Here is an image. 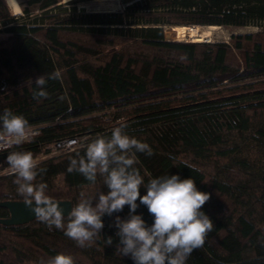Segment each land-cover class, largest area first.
<instances>
[{"label": "trees", "instance_id": "obj_1", "mask_svg": "<svg viewBox=\"0 0 264 264\" xmlns=\"http://www.w3.org/2000/svg\"><path fill=\"white\" fill-rule=\"evenodd\" d=\"M61 1L20 0L27 15L43 10L26 20L0 0V114L8 108L23 115L35 133L19 148L0 152V200H23L9 173L8 151L38 157L70 137L82 143L39 159L46 171L37 182L47 184V195L73 206L81 191H107L100 177L90 186L67 168L78 151L84 154L86 142L127 123L128 135L153 149L150 157L137 153L145 182L178 174L211 194L202 211L214 228L187 264H264V0H135L122 11L74 6L51 13ZM166 24L260 29L233 33L230 42H194L166 37ZM56 69L62 80L48 81L49 97L33 99L29 79ZM128 213L126 205L102 218L101 235L112 236V246L100 238L79 248L37 219L0 224V264H39L60 252L76 264H134L115 249V216ZM136 214L153 223L146 206ZM7 216L0 207V217Z\"/></svg>", "mask_w": 264, "mask_h": 264}, {"label": "clouds", "instance_id": "obj_2", "mask_svg": "<svg viewBox=\"0 0 264 264\" xmlns=\"http://www.w3.org/2000/svg\"><path fill=\"white\" fill-rule=\"evenodd\" d=\"M29 80L35 85L32 97L39 101L49 97L48 81L62 80V73L56 69ZM127 127V123H121L111 129L110 135H97L82 146L83 155L78 151L70 158L68 173H79L90 186L100 177L107 191L102 188L95 193L81 191L67 216L60 202L47 195V184L37 182V177L46 170L31 151H8L6 156L17 195L38 221L62 230L79 248L92 247L100 238L106 246H112L113 237L105 239L101 235L105 226L102 218L122 212L127 205L128 216L117 215L114 219L118 238L115 249L121 257L130 256L134 264H187L192 252L204 246L214 228L212 219L202 211L211 194L198 190L193 178L181 179L178 174L161 175L145 182L136 167L140 162L137 153L150 157L153 149L128 135ZM34 135L23 115L8 108L0 114V152L19 148ZM142 188L146 189L145 195H141ZM140 205L146 206L153 217L150 226L142 214H136ZM39 264H76V261L71 254L60 252L42 258Z\"/></svg>", "mask_w": 264, "mask_h": 264}, {"label": "rangeland", "instance_id": "obj_3", "mask_svg": "<svg viewBox=\"0 0 264 264\" xmlns=\"http://www.w3.org/2000/svg\"><path fill=\"white\" fill-rule=\"evenodd\" d=\"M26 1V0H24ZM135 0H62L59 7H54L51 10V13L56 14V13H62V12H70L73 10L74 6L77 10L80 9H85L87 11H109V12H114V11H122L124 7L128 4L131 3ZM7 4L11 10V12L17 16H20L22 18H26V20H30L33 17H28L33 14L41 15L43 14V10L39 8H35L32 10V14L27 15L23 7L20 5V0H7ZM18 11V12H17ZM166 33L170 34V39H175L176 32L173 31V25L172 24H166L165 26ZM199 27H202L199 25ZM221 29L219 28L218 31L213 34L212 37L209 38H204L202 41H226L230 42L233 33L234 34H244V33H254L257 32L260 27L256 25H249L245 27H223L220 26ZM3 34L0 33V37H2ZM212 38V39H211ZM176 40V39H175ZM184 41H192L190 38H184ZM37 159H44L45 154L41 153L36 157Z\"/></svg>", "mask_w": 264, "mask_h": 264}, {"label": "water", "instance_id": "obj_4", "mask_svg": "<svg viewBox=\"0 0 264 264\" xmlns=\"http://www.w3.org/2000/svg\"><path fill=\"white\" fill-rule=\"evenodd\" d=\"M194 27H199V25H195ZM166 37L169 38L170 34L166 33ZM55 200L60 202V206L64 210V215L67 216L71 210V206H73V202L69 199ZM0 207H4L9 211V216L0 217V224L6 226L23 225L36 219L34 213L30 210V208L25 206L23 200H0Z\"/></svg>", "mask_w": 264, "mask_h": 264}, {"label": "bare ground", "instance_id": "obj_5", "mask_svg": "<svg viewBox=\"0 0 264 264\" xmlns=\"http://www.w3.org/2000/svg\"><path fill=\"white\" fill-rule=\"evenodd\" d=\"M195 26V25H194ZM192 25H176L173 27V31L176 32L175 39L183 40L184 38H190L194 42L204 40V38L212 37L220 27V25H206L203 27H194ZM212 39V38H211ZM208 41V39H207Z\"/></svg>", "mask_w": 264, "mask_h": 264}, {"label": "built area", "instance_id": "obj_6", "mask_svg": "<svg viewBox=\"0 0 264 264\" xmlns=\"http://www.w3.org/2000/svg\"><path fill=\"white\" fill-rule=\"evenodd\" d=\"M81 143L82 140L81 138L78 137H70V138L58 140L50 148V151L48 153H44L45 157L71 151L77 148Z\"/></svg>", "mask_w": 264, "mask_h": 264}]
</instances>
